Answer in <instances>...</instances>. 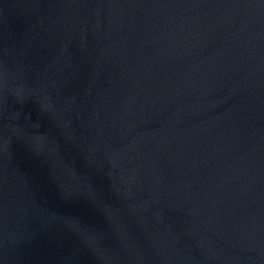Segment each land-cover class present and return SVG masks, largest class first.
<instances>
[{
  "label": "water",
  "instance_id": "obj_1",
  "mask_svg": "<svg viewBox=\"0 0 264 264\" xmlns=\"http://www.w3.org/2000/svg\"><path fill=\"white\" fill-rule=\"evenodd\" d=\"M0 264H264V0H0Z\"/></svg>",
  "mask_w": 264,
  "mask_h": 264
}]
</instances>
